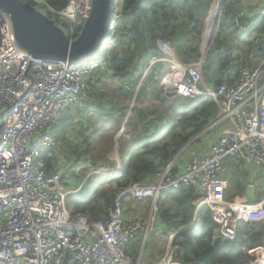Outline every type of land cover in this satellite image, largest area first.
<instances>
[{
  "label": "built area",
  "instance_id": "obj_1",
  "mask_svg": "<svg viewBox=\"0 0 264 264\" xmlns=\"http://www.w3.org/2000/svg\"><path fill=\"white\" fill-rule=\"evenodd\" d=\"M28 1L70 23L61 28L71 38L79 35L92 9V0H69L61 11L43 0ZM122 4L123 0L112 1L111 27L99 50L75 61L35 58L19 45L12 17L0 9V264H184L175 259L174 234L160 259L150 261L146 254L150 236L162 231L159 197L181 187L195 189V214L203 206L211 210L216 240H235L239 222L264 220L263 197L253 203L245 196L223 199L227 180L220 177L229 158L264 173V58L256 67H242L231 84L218 87L204 83L202 62L181 64L169 55L154 58L146 72L161 61L171 65L160 81L163 93L209 96L216 101L219 114L209 127L221 126L220 133L208 151L189 154L187 148L196 137L192 139L157 174L155 183H131L103 219L91 221L85 214L70 213L68 196L98 171L92 169L73 186L62 168L48 165L45 153L58 146L53 130L67 109L85 107L101 75L110 80L112 71L102 53L116 33ZM260 49L264 55V39ZM124 199L150 200V205L147 210L138 206L129 214ZM237 207H258L259 212L241 217ZM142 233L135 255L130 248ZM258 249L264 251V245ZM246 264L264 262L252 253Z\"/></svg>",
  "mask_w": 264,
  "mask_h": 264
},
{
  "label": "trees",
  "instance_id": "obj_2",
  "mask_svg": "<svg viewBox=\"0 0 264 264\" xmlns=\"http://www.w3.org/2000/svg\"><path fill=\"white\" fill-rule=\"evenodd\" d=\"M43 1L55 11H61L69 0ZM214 1L123 0L120 23L102 53L107 67L112 71L109 76L116 81L112 103H115V98L127 104L132 101L152 60L168 56L167 47L175 51L181 64L202 62L206 84L215 87L224 83L231 84L242 67H256L239 65L235 56L238 51L244 49L258 50L264 39L259 38L256 43L250 42L247 45L241 43L245 35L236 25L243 16L238 9L239 0H221L222 14L214 39L211 44L208 40H203ZM220 7L218 3L217 8ZM48 15L64 29L70 24L52 13ZM226 19L232 23L226 24ZM209 34L211 33L207 35ZM234 68L237 73L230 80V73L227 72ZM170 70L171 65L164 61L150 68L138 89L130 114L129 106L126 105L121 109L107 111V116L115 115L113 123L100 124L98 127V120L88 119L84 129L87 131L91 125L97 130H102V133L92 134L91 138L95 141L93 143H89L87 138L83 145L72 147L71 155L75 157L77 167L81 164L83 169L88 170L90 161L85 160L84 156L96 145L111 140L128 117L125 137L119 146L122 169L115 174L120 166L118 164L115 169L106 172L108 175L94 174L78 192L70 194L68 208L72 215L85 214L91 221L103 219L121 191L133 182L155 183L157 174L162 172L192 139L217 119L219 109L212 97L183 98L165 93L162 95L163 87L160 81ZM101 76L106 78L105 75ZM73 108L80 110L82 107ZM73 108L67 109L55 125L53 135L58 146L45 153L48 165L55 163L60 166L59 145L67 143L66 136L76 118L74 114H67ZM113 156L116 157L115 153ZM126 158L128 159L125 162ZM224 163L227 168L224 197L228 201L240 200L249 184L248 171L242 167V162L236 163L229 158ZM68 185L70 186V183ZM195 195L194 188L181 187L168 191L157 201V216L162 225V236L168 240L172 234L175 235L173 243L178 246L175 259L184 264H246L252 253L255 255L259 250L256 249L264 245V220L251 224L239 222L235 240H216L213 236L216 224L212 220L211 210L203 206L195 214ZM145 201L146 204L150 203V200ZM256 209L258 208H237V211L239 214L253 217ZM189 226L191 227L187 228ZM142 240L143 233L132 243L130 251L133 254L138 255ZM166 240L160 242L153 236L147 243L146 250L150 249L151 245L166 244Z\"/></svg>",
  "mask_w": 264,
  "mask_h": 264
},
{
  "label": "crops",
  "instance_id": "obj_3",
  "mask_svg": "<svg viewBox=\"0 0 264 264\" xmlns=\"http://www.w3.org/2000/svg\"><path fill=\"white\" fill-rule=\"evenodd\" d=\"M218 3L220 7L221 0L214 1V4L210 12L209 20L207 22V26L204 32V36H203V40L204 39L208 40L210 44L217 30L219 21L221 19V14H222L221 7L217 8ZM214 7L217 8V11H215ZM238 9L239 11L243 13V16L240 19V23H237L236 25H237V28L240 29L241 33L245 35L244 41H242L241 43L245 45H247L250 42L256 43L259 38L264 37V0H239ZM231 23L232 22L230 21L228 22L226 19V24L230 25ZM224 30L226 31V29ZM208 33H211V34L207 35ZM234 42L237 43L238 40H234ZM202 46H203V43H202ZM258 50H256L255 48H252L251 50L244 49L242 51H238L235 54V56L237 57L239 61V65L240 64L241 66L250 65L252 67V66H257L258 63H261L262 62L261 60H263L264 56L262 55L260 51V47H258ZM166 51H167V54L171 58H174L179 62L178 56L175 54V51L171 47H167ZM242 64H245V65H242ZM236 71L237 70H235L234 68V70L227 72V73H230L229 74L230 80L236 76V73H237ZM105 83H106L105 81L97 79L94 82V91L93 93L90 94L88 100L86 101L85 107L79 108L80 110H78V108H73L72 110L68 112L67 115L74 114L76 115V118L74 120L72 128L70 129L69 133L66 136L67 141L74 139L73 141H76L75 142L76 144L83 145L82 143L86 142V139L89 138L88 139L89 143L95 142L94 139L91 138L92 134L94 135V133L97 132V135H99L102 133V130H97L94 126L90 125V127L86 131V129L84 128L86 127L88 119L98 120L99 121L98 127L100 126V124L105 125L107 123H113L115 115L109 117L107 116V111H112L113 109H117V108L121 109V107L124 106V103L117 100V98H115V103H112L113 101L110 100L112 96L109 98L108 95L106 94L109 91H106V93H100L101 92L99 91L100 86L98 88V84L105 85ZM109 83L111 84L110 80L107 82V84ZM114 87H116V81L114 83ZM101 89H102V86H101ZM221 128H222L221 126L208 127L205 131H203L201 134L196 136V140L187 148L189 154L191 152H195L198 150L208 151L210 148V145L213 143L214 140H216L218 134L220 133ZM82 130H84L85 132L84 137H81ZM60 148H61V144H60ZM114 151L115 150L111 151V154L114 153ZM119 157H120V154H119ZM185 158L186 157L181 158V162ZM121 161L122 160L120 157V166L117 171H121L122 169ZM102 167H105V166H102ZM245 169L248 171L247 181L249 184L251 183L255 184L256 182H259V185L255 184L256 185V195L259 196L260 194L263 193V190H264V186H263L264 185V173L260 172V170H258L257 168L246 167ZM240 199H243V197H240ZM135 205H138V204L135 203Z\"/></svg>",
  "mask_w": 264,
  "mask_h": 264
},
{
  "label": "water",
  "instance_id": "obj_4",
  "mask_svg": "<svg viewBox=\"0 0 264 264\" xmlns=\"http://www.w3.org/2000/svg\"><path fill=\"white\" fill-rule=\"evenodd\" d=\"M112 1L92 0L90 15L76 38L69 37L56 24L55 20L49 17L48 13L39 10L29 1L0 0V9L12 17L19 45L35 58L75 61L98 51L107 40L112 21ZM147 73H145L143 80ZM143 80L140 82L139 87ZM137 92L135 95H137ZM127 120L128 118L125 125ZM244 196L247 200L256 202L258 200L256 185L248 184Z\"/></svg>",
  "mask_w": 264,
  "mask_h": 264
},
{
  "label": "rangeland",
  "instance_id": "obj_5",
  "mask_svg": "<svg viewBox=\"0 0 264 264\" xmlns=\"http://www.w3.org/2000/svg\"><path fill=\"white\" fill-rule=\"evenodd\" d=\"M37 6L40 7L39 4H37ZM45 8L46 7H43L42 9H45ZM43 12L47 13L46 10H43ZM203 51H205V50H203ZM206 52L204 53V55H206ZM87 57H88V55L83 56L78 60H85ZM100 78L103 79V81H105L106 83H105V85L104 84H98V88L100 86L99 91H101L100 93H106V91H109L106 94L110 98L114 94V91L116 89V87H114L115 81L110 78V82H111V84H113V85H111L110 83L107 84L109 79H106L102 76H100ZM101 86H102V89H101ZM110 92H112V93H110ZM135 94H136V92H135ZM135 94H134L132 101L129 102L128 104H127V102H123L124 106H126V105L129 106L128 114L131 113V109L135 105V100H136L135 96L137 97V95H135ZM162 95H164L163 90H162ZM125 121H126V119H125ZM125 121L122 123L123 127L121 126V128L114 134V136L111 137V140L108 139L106 142H102V143L96 145L94 149L90 150L91 152L89 154L84 156L85 160L90 161V165H88V170L83 169V167L81 166L80 163H79L80 166L77 167L78 163L75 162L76 161L75 157H72L73 154L71 155L72 147L78 145L75 143L76 141H73L74 139L68 140L65 145H61V148L59 145V148L61 149V150L59 149L60 162H61L59 167L62 168V169H60L62 174H64L65 177H67L69 179L71 185L77 186L78 184H76V183L79 181L80 177H85L90 171H92V169H95L96 171H98V173L96 175L105 174L107 171L115 169L117 167V165L120 164L119 146H120V143L122 142L123 138L125 137V128L127 125V124L125 125ZM77 135H78V133H77ZM84 136H85V132H84V130H82L81 137H84ZM78 137H79V135H78ZM117 139H118V141H117ZM113 150H115L114 153H115L116 157L113 156L114 153L111 154V151H113ZM76 156L78 157V155H76ZM78 159H80V158H78ZM127 159L128 158L125 159V162L127 161ZM233 161H235V160H233ZM236 163H237V161H236ZM102 166H105L106 168L102 167ZM225 173L227 174V170L225 171ZM225 173L220 174V177L225 178ZM224 191H225V188H224V190L222 189V195L223 196H224ZM261 197L264 198V190H263V193L258 196V200H260ZM126 199L123 201V203L125 205L126 213H129V214L132 213L133 211H135L137 206H139L141 210H143V209L147 210L149 208V205H150L149 202L146 204V201L142 202L141 205L140 204L135 205L136 202H134L132 200H126ZM223 199H225V197H223ZM190 227L191 226H189L187 228H190ZM153 236H156L160 242L166 240V238H167V237H163L162 234L159 233L157 235H151L149 238V241L151 239H153ZM166 241H167L166 244L161 245V243H159L156 246L151 245L150 249H148L146 251L147 257L150 261L160 259L162 256L165 255L166 249L168 246V240H166Z\"/></svg>",
  "mask_w": 264,
  "mask_h": 264
},
{
  "label": "bare ground",
  "instance_id": "obj_6",
  "mask_svg": "<svg viewBox=\"0 0 264 264\" xmlns=\"http://www.w3.org/2000/svg\"><path fill=\"white\" fill-rule=\"evenodd\" d=\"M237 208H243V207H237ZM255 208H258V207H252V208H248V209L252 210V209H255ZM243 209H244V208H243ZM255 212L258 213V212H259V208L256 209ZM255 212H254V214H255ZM237 213H238V215L241 216V217L250 218V215H242V214H239V212H237ZM253 217H254V215H253ZM255 255H257V257H258L260 263H263V262H264V251H263V250L261 251V250L259 249Z\"/></svg>",
  "mask_w": 264,
  "mask_h": 264
},
{
  "label": "clouds",
  "instance_id": "obj_7",
  "mask_svg": "<svg viewBox=\"0 0 264 264\" xmlns=\"http://www.w3.org/2000/svg\"><path fill=\"white\" fill-rule=\"evenodd\" d=\"M118 172H120V171H117L115 174H117ZM106 174V173H105ZM108 175V174H107ZM112 176V175H111Z\"/></svg>",
  "mask_w": 264,
  "mask_h": 264
}]
</instances>
